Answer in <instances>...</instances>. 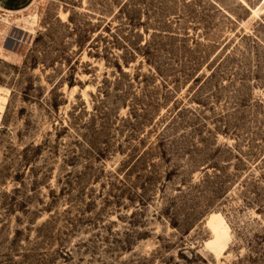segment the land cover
<instances>
[{
	"label": "rangeland",
	"instance_id": "rangeland-1",
	"mask_svg": "<svg viewBox=\"0 0 264 264\" xmlns=\"http://www.w3.org/2000/svg\"><path fill=\"white\" fill-rule=\"evenodd\" d=\"M0 264H264V0H0Z\"/></svg>",
	"mask_w": 264,
	"mask_h": 264
},
{
	"label": "bare ground",
	"instance_id": "bare-ground-1",
	"mask_svg": "<svg viewBox=\"0 0 264 264\" xmlns=\"http://www.w3.org/2000/svg\"><path fill=\"white\" fill-rule=\"evenodd\" d=\"M213 231L215 232V235L218 236L220 234L218 227L214 226Z\"/></svg>",
	"mask_w": 264,
	"mask_h": 264
}]
</instances>
